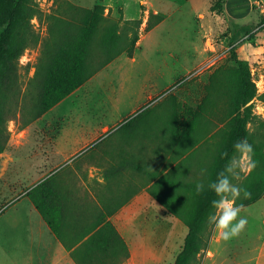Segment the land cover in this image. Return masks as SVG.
Returning a JSON list of instances; mask_svg holds the SVG:
<instances>
[{
  "label": "rangeland",
  "instance_id": "374dc122",
  "mask_svg": "<svg viewBox=\"0 0 264 264\" xmlns=\"http://www.w3.org/2000/svg\"><path fill=\"white\" fill-rule=\"evenodd\" d=\"M37 1L41 14L32 23L39 38L19 59L16 97L8 96L3 102L2 127L8 137L0 153V264H20V257L31 244L17 238L21 227L30 222L26 202L12 206L17 200L28 197L47 211L55 183L62 181L63 173L66 179H88L93 187L106 172L126 162L128 178L130 171L134 174L132 189L137 192L144 186L152 196L149 221L136 218L133 239L129 240L134 262L176 264L188 243L190 228L167 209L165 217L159 216L156 203L168 189L148 179L133 163L165 174L179 162L181 153L176 150L179 145H173L172 126L196 124L207 133L200 137L191 159L188 180L205 186L214 181L222 162L210 137L233 113L229 70L237 66L238 59L249 62L250 88L254 91L247 104L250 118L246 130L251 139L263 140L264 0H247L243 20L227 17L225 7L231 6L232 0H211L205 9V27L189 23L190 5L179 0L177 5L182 7L174 17L146 37L149 20L153 23L156 19H148L149 0ZM204 2H200L201 9ZM97 5L101 6L100 23L92 35H87L86 26ZM3 8L0 0V13ZM126 12L138 19H126ZM53 15L56 19L49 18ZM57 18H63L64 43L73 49L84 48L87 71L95 68L93 60L99 54L116 57L56 106L26 124L33 109L35 87L31 82L46 56L47 44L52 42L50 27ZM49 71L43 73L47 78ZM152 71L158 75L149 79ZM63 138L70 142L69 159L59 154L58 141ZM259 169L264 170V160ZM254 180L251 172L233 179V183L251 192ZM245 200L241 198L236 204L243 205L240 215L247 219V225L228 241L222 240L208 222L213 209L206 203L209 211L194 219L193 247L198 254L190 264H254V250L264 248V194L247 205ZM193 203L191 215L195 218L202 208L198 201Z\"/></svg>",
  "mask_w": 264,
  "mask_h": 264
},
{
  "label": "trees",
  "instance_id": "16d2710c",
  "mask_svg": "<svg viewBox=\"0 0 264 264\" xmlns=\"http://www.w3.org/2000/svg\"><path fill=\"white\" fill-rule=\"evenodd\" d=\"M2 1L4 8L0 13V153L5 150L8 137L6 130L2 127L5 113L3 102L8 96L16 97L17 95L15 84L18 79L19 59L24 55L26 49L37 43L39 36L33 30L32 20L41 14V8L37 0ZM100 10V5L94 8L93 16L86 26L87 35H92L99 25ZM153 17L156 19L153 23L149 20V29L163 20L160 15L151 14L150 19ZM49 18L56 19L54 15ZM62 19L57 18L58 21L50 27L52 42L50 41L47 44L46 56L31 82V85L35 87L31 103L33 109L30 111L28 119H26V124L56 106L90 76L107 66L116 57L114 55L99 54L93 60L95 68L93 67L92 71H87L84 67V48L73 49L63 41ZM46 71L50 72L48 78L43 75ZM229 74L234 89L232 97L233 113L224 126L210 138L215 140L214 145L220 155L219 160L222 162L221 169H223L228 158L231 157L235 142L247 140L253 146L257 167L252 171L255 180L250 198L245 200L244 205H247L257 201L264 194V170L259 169L260 162L264 160V137L262 141H256L254 138H250L246 130V124L250 118L247 104L254 97V91L250 88L252 86V75L249 62L238 59L237 66L230 69ZM172 129L173 145L178 144L179 147L176 150L181 152L179 154L181 159L178 163L172 165L163 175L152 172L140 163H134V166L138 171L144 170L146 175L155 180V184L158 186L163 185L168 189L166 195L158 197L159 202L169 212L184 220L191 231L188 243L176 264H190L198 254V249L193 247L196 232L195 220L209 211L206 203H211L215 199V195L207 190L204 194L196 195L195 185L199 182L188 180L191 159L199 147V143H201L200 139L202 138L200 137L206 136L207 132L206 129H199L196 124H188L184 127L174 124ZM223 153H227L228 156H223ZM179 189H181V192L178 191ZM195 200L199 202L198 206L202 209L193 218L191 209L194 207L193 201ZM177 209L180 211H177Z\"/></svg>",
  "mask_w": 264,
  "mask_h": 264
},
{
  "label": "crops",
  "instance_id": "0c3cea01",
  "mask_svg": "<svg viewBox=\"0 0 264 264\" xmlns=\"http://www.w3.org/2000/svg\"><path fill=\"white\" fill-rule=\"evenodd\" d=\"M178 1L149 0L148 19L153 14L162 16L163 20L149 29L145 37L174 17L175 12L182 7L177 5ZM186 1L190 5L187 14L190 17L189 23L194 21L205 27L208 15L205 9L211 6V0H204L205 6L202 9L201 0ZM232 3L225 7L227 17L245 19L247 0H232ZM126 17L138 19V16L129 17L127 12ZM131 60L135 62L137 58ZM157 75V71H152L148 78L154 79ZM67 140H59L58 148L60 157L69 159L70 142ZM128 168L127 162L116 165L93 187L88 179H66L63 173L62 181L55 183L53 202L47 211H43L39 203L28 197L17 200L12 206L26 202L30 221L17 233L19 240L25 239L31 243L20 257V264H135L129 240L133 239L131 233L136 218H141L143 222L149 221L152 196L144 186L137 192L132 189L135 179L131 171V177L128 178ZM141 172L148 176L144 170ZM156 204L159 216L165 217L166 208L158 202ZM254 253V264H264V248H256Z\"/></svg>",
  "mask_w": 264,
  "mask_h": 264
},
{
  "label": "clouds",
  "instance_id": "9594fccd",
  "mask_svg": "<svg viewBox=\"0 0 264 264\" xmlns=\"http://www.w3.org/2000/svg\"><path fill=\"white\" fill-rule=\"evenodd\" d=\"M222 155L228 156L227 153ZM254 155V148L247 140H238L233 144V154L218 172L216 179L210 181L207 186L202 182L195 185L196 195H201L206 190L215 195L216 198L211 202L213 211L208 216V222L224 241L237 237L247 225V219L240 215L243 205H237L236 201L250 198L251 193L246 188L234 184L233 179L248 175L257 167ZM204 171L202 170V175Z\"/></svg>",
  "mask_w": 264,
  "mask_h": 264
},
{
  "label": "bare ground",
  "instance_id": "6f19581e",
  "mask_svg": "<svg viewBox=\"0 0 264 264\" xmlns=\"http://www.w3.org/2000/svg\"><path fill=\"white\" fill-rule=\"evenodd\" d=\"M64 139V138H63Z\"/></svg>",
  "mask_w": 264,
  "mask_h": 264
}]
</instances>
